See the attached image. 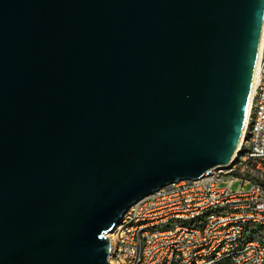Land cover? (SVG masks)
<instances>
[{
    "label": "water",
    "instance_id": "1",
    "mask_svg": "<svg viewBox=\"0 0 264 264\" xmlns=\"http://www.w3.org/2000/svg\"><path fill=\"white\" fill-rule=\"evenodd\" d=\"M264 0H0V264H110L124 211L234 154Z\"/></svg>",
    "mask_w": 264,
    "mask_h": 264
},
{
    "label": "built area",
    "instance_id": "2",
    "mask_svg": "<svg viewBox=\"0 0 264 264\" xmlns=\"http://www.w3.org/2000/svg\"><path fill=\"white\" fill-rule=\"evenodd\" d=\"M261 231L264 40L246 124L232 157L132 203L108 235L109 258L112 264H264Z\"/></svg>",
    "mask_w": 264,
    "mask_h": 264
},
{
    "label": "bare ground",
    "instance_id": "3",
    "mask_svg": "<svg viewBox=\"0 0 264 264\" xmlns=\"http://www.w3.org/2000/svg\"><path fill=\"white\" fill-rule=\"evenodd\" d=\"M263 40H264V6H263L261 24H260V29H259V39H258V43H257L255 62H254V67H253V72H252V77H251V82H250V88H249L248 97H247L245 114H244L243 128L245 127L246 120H247V112H248V105L250 102V98H251V95L254 91L255 85H256L257 80H258V65H259V58H260V52H261ZM243 128H242V131H243ZM241 136H242V132H241ZM241 136H240V139H241ZM109 257H110V254H109ZM109 262H110V264H112L110 261V258H109Z\"/></svg>",
    "mask_w": 264,
    "mask_h": 264
},
{
    "label": "rangeland",
    "instance_id": "4",
    "mask_svg": "<svg viewBox=\"0 0 264 264\" xmlns=\"http://www.w3.org/2000/svg\"><path fill=\"white\" fill-rule=\"evenodd\" d=\"M237 185H238V183H234V184L232 185V188L235 189V188L237 187ZM261 234L264 235V232L261 231Z\"/></svg>",
    "mask_w": 264,
    "mask_h": 264
}]
</instances>
